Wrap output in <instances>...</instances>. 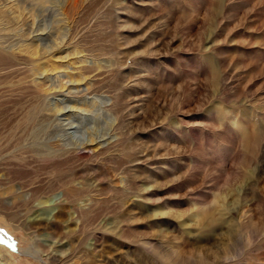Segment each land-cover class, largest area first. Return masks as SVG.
<instances>
[{
  "label": "rangeland",
  "instance_id": "obj_1",
  "mask_svg": "<svg viewBox=\"0 0 264 264\" xmlns=\"http://www.w3.org/2000/svg\"><path fill=\"white\" fill-rule=\"evenodd\" d=\"M69 120L118 140L1 169L0 264H264V0H0V136Z\"/></svg>",
  "mask_w": 264,
  "mask_h": 264
},
{
  "label": "bare ground",
  "instance_id": "obj_2",
  "mask_svg": "<svg viewBox=\"0 0 264 264\" xmlns=\"http://www.w3.org/2000/svg\"><path fill=\"white\" fill-rule=\"evenodd\" d=\"M105 107L107 110H113L115 108V101L106 102ZM69 111L70 108H63L61 115H68ZM85 122L87 121L84 120V122L81 121V123L76 124L73 121L69 120L65 124L63 122H60L55 126L52 125V127H48L47 135L45 138L41 139L39 142L29 145H25L23 143V135L19 136L15 133L11 137L6 134L0 136V172L1 169H4L7 166H15L16 163H26L29 159L32 158L34 160H41L43 162H54L55 160H58L64 156L66 157L68 154L71 155V153L80 155L82 151L87 148V145L94 140L101 144L102 149L108 148L118 140V136L116 134L117 128L114 127L108 131H102L99 129L94 131L93 133H89V131L83 130V124ZM24 189L25 185H20L17 187V189H15L16 194L18 195L15 202H21V204L27 208L34 202L40 200V197L38 196V198L36 196V192L29 191L25 194ZM63 198L64 195H61L54 199L52 198V200H54L55 202L57 201V205L60 206L62 204H65L66 199ZM49 200H51V198H48V202ZM25 213L26 215L31 213L33 214V211L28 208V210H25ZM57 214L52 215V217L50 218L48 217L49 215L47 217H43L40 213H36L35 216L30 219L32 223H27L29 221H27L26 217L24 226L27 229H31L34 227H44L46 229H49L60 217V215ZM100 240L101 239L99 237H94L92 247H90L92 252H99L98 245L101 242ZM72 256L67 260L50 257L49 264H67L73 259Z\"/></svg>",
  "mask_w": 264,
  "mask_h": 264
}]
</instances>
